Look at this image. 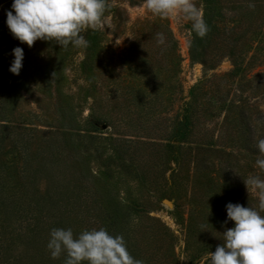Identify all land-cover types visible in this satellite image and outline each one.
<instances>
[{"label": "rangeland", "instance_id": "obj_1", "mask_svg": "<svg viewBox=\"0 0 264 264\" xmlns=\"http://www.w3.org/2000/svg\"><path fill=\"white\" fill-rule=\"evenodd\" d=\"M50 139L60 258L264 264V0H0V264L39 215L14 145Z\"/></svg>", "mask_w": 264, "mask_h": 264}, {"label": "trees", "instance_id": "obj_2", "mask_svg": "<svg viewBox=\"0 0 264 264\" xmlns=\"http://www.w3.org/2000/svg\"><path fill=\"white\" fill-rule=\"evenodd\" d=\"M91 36L93 37V34ZM177 124V127L180 128L179 126L181 125V122L179 121ZM178 133L179 131L174 134L177 135ZM37 148V150L33 151L34 153L32 152L29 154L28 143L24 142V144H21L20 146L15 144L13 149L15 150L14 169L16 171V176L26 180L27 189L25 190V195L27 203L30 205L31 212L40 215H35L37 216V224L32 225V227H29L30 230L24 232L26 235L27 248L34 249V251L29 252L26 256L27 258H30V262H26V264H127V257L123 256L121 252H119L120 254L114 253L111 260L105 255V250L110 245L107 243L106 246H104L100 244V242H105L106 236L103 240L97 242V246L99 247L97 248L98 261L96 260V262L93 263L88 261L89 256L84 257L78 262V260L75 261V259L70 256V253H67L64 257L60 258L59 255L52 252L54 243H52L51 234L58 226L54 213L56 205L59 204L61 199L60 196H54L56 190L53 187L51 188V185L54 184V182L58 183L55 185L57 186V189L60 186L59 182L65 181L64 178H66V175H56V171L59 173L61 170H63V172L64 170L66 171L65 167L69 166L68 162L75 161V158L72 157V153H66L68 158L65 157L63 154L64 149H61L56 140L52 141L50 139L46 141V143L39 145ZM19 162H21L20 165ZM40 177L45 178L47 197H41L35 193V182L38 181ZM56 180H58V182H56ZM227 185L230 187L229 183ZM63 189V192H65L67 188L65 187ZM130 203L131 205L127 204L126 207L130 210H134V204L132 202ZM59 206H61V204ZM58 210L59 209H57V211ZM86 233L89 234V231L87 230ZM48 234L49 237L46 238V235ZM0 244L2 248V242ZM48 248L50 249V252L48 251ZM51 256L55 258L54 262H52ZM45 261H47V263Z\"/></svg>", "mask_w": 264, "mask_h": 264}]
</instances>
